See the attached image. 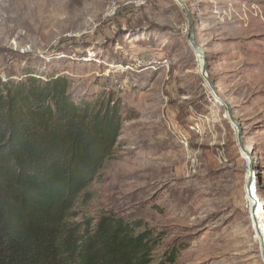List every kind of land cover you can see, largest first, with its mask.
I'll return each mask as SVG.
<instances>
[{
	"label": "rangeland",
	"instance_id": "rangeland-1",
	"mask_svg": "<svg viewBox=\"0 0 264 264\" xmlns=\"http://www.w3.org/2000/svg\"><path fill=\"white\" fill-rule=\"evenodd\" d=\"M28 75L122 107L70 222H138L153 264H264L245 208L252 167L264 215V0H0V80Z\"/></svg>",
	"mask_w": 264,
	"mask_h": 264
},
{
	"label": "trees",
	"instance_id": "trees-1",
	"mask_svg": "<svg viewBox=\"0 0 264 264\" xmlns=\"http://www.w3.org/2000/svg\"><path fill=\"white\" fill-rule=\"evenodd\" d=\"M123 122L112 93L76 99L64 76L0 80V264H153L157 238L138 222L114 211L93 227L69 221Z\"/></svg>",
	"mask_w": 264,
	"mask_h": 264
},
{
	"label": "water",
	"instance_id": "water-1",
	"mask_svg": "<svg viewBox=\"0 0 264 264\" xmlns=\"http://www.w3.org/2000/svg\"><path fill=\"white\" fill-rule=\"evenodd\" d=\"M179 1L181 2L182 0H179ZM191 44L193 45V47H194L195 50H197L198 52H200V54L204 55V52L202 50H200L199 47L195 44L193 38H191ZM202 69H203V72H204L205 67L202 68ZM230 118H231V120L234 123H236L232 116ZM237 127L239 128L238 139H239V142H240L241 149L244 152H246L243 144L241 143V130H240L239 124H237ZM254 182H255V178H254L253 168L251 167V169L249 171V175H248L247 181H246V188H247V192H248L249 197H251V198H253V199L256 200V198H255V196L253 194V185H254ZM252 216H253L254 222L257 223L256 207L255 206H253V208H252ZM262 248H263V257H264V245H263Z\"/></svg>",
	"mask_w": 264,
	"mask_h": 264
},
{
	"label": "bare ground",
	"instance_id": "bare-ground-1",
	"mask_svg": "<svg viewBox=\"0 0 264 264\" xmlns=\"http://www.w3.org/2000/svg\"><path fill=\"white\" fill-rule=\"evenodd\" d=\"M178 5H179V4H178ZM200 59L202 60V58H200ZM199 63L201 64L202 61H199ZM201 75L204 76L203 73H201ZM204 80H205V79H204ZM243 155L245 156V158L249 159V157L247 156V154H246L245 152H243ZM184 160H185V159H184L183 157H180V162H182V161H184ZM169 162H170V163H175V160H174V161L169 160ZM249 164H250V163H249ZM254 175H255V174H254ZM247 178H248V177H247ZM256 178H257V177H255V179H256ZM256 191H257V187H256V184H254V186H253V194H254L256 200L253 199V198H251V197H249L248 193H247V195H248V197L250 198V200H251V202H252V205L256 207V218H257L259 224L262 225V226H264V215H263V211H262V204H263V203L260 202V200H259V198H258V196H257V194H256ZM246 192H247V188H246ZM263 230H264V227H263ZM260 237L262 238L261 235H260ZM255 238L258 239V236L256 235Z\"/></svg>",
	"mask_w": 264,
	"mask_h": 264
},
{
	"label": "built area",
	"instance_id": "built-area-1",
	"mask_svg": "<svg viewBox=\"0 0 264 264\" xmlns=\"http://www.w3.org/2000/svg\"><path fill=\"white\" fill-rule=\"evenodd\" d=\"M254 184H256V183L254 182ZM245 208L249 211V214H250V217H251V220H252L253 229L255 231V234L258 236V241L260 243L261 256H262V259H263V262H264L263 248H262L263 245H264V230H263V227L264 226L260 225L259 222H258V220H257V223L254 222V219H253V216H252V208H253V205L251 204V201L248 198V196L246 198ZM260 235L262 236V238L260 237Z\"/></svg>",
	"mask_w": 264,
	"mask_h": 264
}]
</instances>
